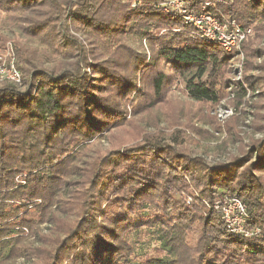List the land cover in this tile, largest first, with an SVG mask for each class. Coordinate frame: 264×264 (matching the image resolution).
<instances>
[{
	"label": "trees",
	"instance_id": "16d2710c",
	"mask_svg": "<svg viewBox=\"0 0 264 264\" xmlns=\"http://www.w3.org/2000/svg\"><path fill=\"white\" fill-rule=\"evenodd\" d=\"M164 1L0 0V51L12 44L23 87L0 82V264H264L263 128L244 155L212 165L188 158L176 138L100 144L139 92L145 60L127 35L156 47L146 65L154 96L164 88L159 62L191 100L222 94L219 73L233 53L163 13ZM182 1L192 11L209 1L264 31V0ZM263 62L264 50L247 56L243 81L227 92L264 94ZM216 196L243 205L250 233L224 224Z\"/></svg>",
	"mask_w": 264,
	"mask_h": 264
},
{
	"label": "rangeland",
	"instance_id": "374dc122",
	"mask_svg": "<svg viewBox=\"0 0 264 264\" xmlns=\"http://www.w3.org/2000/svg\"><path fill=\"white\" fill-rule=\"evenodd\" d=\"M228 1L224 2L229 3ZM230 2L233 3V0ZM171 3H164L169 9L162 6L164 9L161 10L166 15L172 12L170 8L174 9L176 6L174 2ZM137 4L132 2L131 6L135 8ZM225 15L234 20L242 33H245V37L239 50L231 52L233 58L222 66L219 75L223 82V91L218 102L214 104L191 100L187 96L184 81L180 77H175L162 62H159L156 68L165 73L163 93L158 97L154 96L151 84V79L155 77L154 72L148 71L146 65L154 60L155 45L151 50L150 40L148 41L147 38L136 35L124 37L123 42L144 58L145 67L139 70L136 77L139 92L137 98L134 100L131 97L127 104L129 113L127 121L120 128L101 137L100 144L103 148L131 149L140 147L146 140L160 137L171 140L176 138L175 147L184 152L188 158L197 157L212 165L228 162L233 157H241L252 139L260 138L258 132L264 129L263 92L255 96L250 94V98L246 97L240 101L227 91L232 82L243 81L245 75L243 64L246 57L249 56L252 61L254 51L264 50V31H259L258 21H239L227 12ZM165 32L161 31L157 38ZM71 33L85 44L81 34L73 31ZM4 36L0 34V40ZM16 39L21 40L20 37ZM253 63H256V60H253ZM20 88L23 89L22 86ZM172 194L174 198H180L178 190ZM213 202L217 204L219 215L225 217L227 214L222 220L225 225L229 223L233 228L240 229L241 233H250L246 229L245 220L233 221L236 215L233 203L228 201L222 203L217 196ZM144 252L142 249L139 254L145 256Z\"/></svg>",
	"mask_w": 264,
	"mask_h": 264
},
{
	"label": "built area",
	"instance_id": "2783aa9c",
	"mask_svg": "<svg viewBox=\"0 0 264 264\" xmlns=\"http://www.w3.org/2000/svg\"><path fill=\"white\" fill-rule=\"evenodd\" d=\"M171 2H174L176 6L174 9L170 8L172 12L168 15L182 18L186 24L192 26L194 35L207 41L218 43V45L227 52L239 50L245 33H242L234 20L230 19L228 15H225V12L218 9L213 3L207 1V3H202L197 6L196 11H192L182 0H167L164 3ZM164 3L161 4V9H169V6ZM229 3L231 4L232 2ZM171 5H173V3H171ZM3 81H9L19 87L22 86L21 73L16 67L15 53L12 44L9 42H7L0 51V82ZM225 201L233 203L232 205L236 211L233 221L245 219V209L237 199L232 198ZM225 217H227V214H225ZM227 226H229L232 232L241 233L240 229H237V227L233 228L229 223Z\"/></svg>",
	"mask_w": 264,
	"mask_h": 264
}]
</instances>
